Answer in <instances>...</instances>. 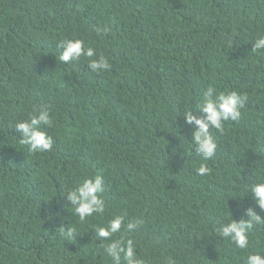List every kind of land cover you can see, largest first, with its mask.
I'll return each instance as SVG.
<instances>
[{"label":"trees","instance_id":"1","mask_svg":"<svg viewBox=\"0 0 264 264\" xmlns=\"http://www.w3.org/2000/svg\"><path fill=\"white\" fill-rule=\"evenodd\" d=\"M262 33L264 0H0V264H111L94 226L116 215L143 221L113 238L132 239L145 264L264 254V224L243 250L216 233L229 212L239 220L252 207L264 218L250 189L243 197L264 179V50L251 51ZM65 38L110 68L60 61ZM209 87L248 100L239 121L210 129L217 148L204 161L182 113ZM35 105L52 109L50 151L30 152L11 127ZM202 163L210 172L200 176ZM97 174L105 212L80 222L65 193Z\"/></svg>","mask_w":264,"mask_h":264},{"label":"clouds","instance_id":"2","mask_svg":"<svg viewBox=\"0 0 264 264\" xmlns=\"http://www.w3.org/2000/svg\"><path fill=\"white\" fill-rule=\"evenodd\" d=\"M98 33L102 29L97 28ZM59 49V59L63 62H76L81 57L90 58L87 67L94 73L107 71L110 68L108 59L104 55L97 56L95 49L85 46L84 41L76 38H65L56 45ZM264 50V33L259 34L252 44V52ZM96 57L95 59H92ZM248 97L235 90L214 94V89L209 87L196 104L195 108L184 111V124L192 126V144L195 151L204 161L215 156L217 143L210 129L224 131V122L239 121L242 117L241 109ZM52 109L50 105H35L28 119L18 120L11 127L21 134L20 143L27 145L32 153L50 151L53 147V137L47 132V128L53 126ZM180 127H182L180 125ZM210 169L202 163L196 169L197 175L208 174ZM251 190L253 202L264 212V179L248 185L245 194ZM105 181L102 175L83 178L75 187L66 191V198L73 212L84 222L94 214L103 215L106 209L103 193ZM239 210V209H238ZM222 227L216 226V233L239 249H247L249 245L248 233L254 225L264 224V218L252 207L244 209V217L239 220L233 218ZM55 215H59L55 213ZM142 220L128 221L125 223L124 215L113 216L106 224L94 226L95 235L101 241L108 240L104 246V252L111 258V264H145V261L137 257L134 241L121 235L114 239L115 234L120 233L122 226L127 232H133L142 224ZM77 229L72 226L60 227V235L65 240L76 238ZM167 264H175L171 256L166 257ZM246 264H264V254L249 253Z\"/></svg>","mask_w":264,"mask_h":264}]
</instances>
